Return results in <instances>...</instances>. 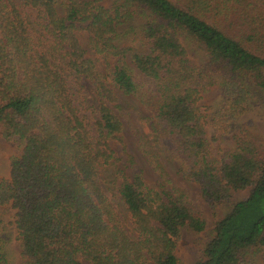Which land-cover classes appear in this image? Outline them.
Listing matches in <instances>:
<instances>
[{
  "label": "trees",
  "instance_id": "1",
  "mask_svg": "<svg viewBox=\"0 0 264 264\" xmlns=\"http://www.w3.org/2000/svg\"><path fill=\"white\" fill-rule=\"evenodd\" d=\"M130 23L138 37L120 47ZM216 85L223 101L208 120L202 100ZM260 90L264 0H0V129L20 153L0 179V264L4 208L23 264H181L183 232L207 228L188 196L124 170L106 176L122 120L136 129L124 97L151 113L206 203L231 205L195 264H246L255 253L264 264V140L240 127L216 159L207 136L251 111Z\"/></svg>",
  "mask_w": 264,
  "mask_h": 264
},
{
  "label": "rangeland",
  "instance_id": "2",
  "mask_svg": "<svg viewBox=\"0 0 264 264\" xmlns=\"http://www.w3.org/2000/svg\"><path fill=\"white\" fill-rule=\"evenodd\" d=\"M111 2H106L109 5ZM61 13L64 11L60 9ZM132 23L124 28L122 37L118 42L120 47L131 45L137 34L129 32ZM134 26V25H133ZM128 32L127 35L125 33ZM82 45L88 47V38L86 35L80 36ZM139 75V74H138ZM140 76V75H139ZM120 104L129 108L133 113L136 129L132 130L126 120L123 121L124 132L121 143H115L113 150L116 160L114 165L108 168L106 176H111L117 170H124L127 177L132 178L136 174L142 175L147 185L152 188H160L161 184L166 187L174 185L186 194L195 206V208L204 217L207 228L202 233H195L185 230L178 244L177 255L181 264H195L202 256L205 245L213 236V231L216 223L221 220L231 209V205L223 204L217 208L210 207L204 200L201 189L198 184L189 179L183 178L179 172L180 163L170 152L169 146L165 141L164 132H156L153 120L150 119L151 113L148 112L136 99L124 97L118 99ZM223 101V93L221 87L216 85L202 100V105L206 108L208 120L212 114L216 113ZM244 127L252 133L264 140V90L255 92L253 97L252 110L247 112L243 117L239 118L232 126L225 131L224 134H217V129L207 127V136L210 140V152L216 159L223 158L230 153L235 147L234 132ZM135 131L141 133L146 143L153 149V153L163 170L169 177L171 183H165L163 177L150 163L151 158L145 156L141 150V146L135 136ZM216 137V138H215ZM20 155L13 143L7 142L2 136L0 129V179H10L11 159L13 156ZM248 196V192L239 193L236 195V201H241ZM4 219V248L8 259V264H23L22 250L17 239V232L11 225L13 221L14 211L9 208L1 210ZM250 255L246 264H263L261 253ZM84 264H89L84 262Z\"/></svg>",
  "mask_w": 264,
  "mask_h": 264
}]
</instances>
